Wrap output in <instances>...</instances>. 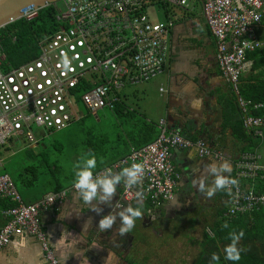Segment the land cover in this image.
<instances>
[{
	"label": "built area",
	"instance_id": "obj_1",
	"mask_svg": "<svg viewBox=\"0 0 264 264\" xmlns=\"http://www.w3.org/2000/svg\"><path fill=\"white\" fill-rule=\"evenodd\" d=\"M194 0H59L58 30L41 42V54L13 66L8 62L0 36V150H18L37 141L35 127L48 133L67 127L74 119L75 91L85 90L82 102L93 113L114 106L117 92L141 85L166 72L171 56L174 17L159 20L155 15L169 8L189 9ZM45 7L26 9L21 16L32 20ZM209 30L217 45V60L223 76L237 94L241 124L245 130L264 139V115L240 94L241 76L248 71V52L262 46L257 33L264 27V0H203ZM20 19V18H19ZM260 34L263 36V32ZM62 53L70 64L62 63ZM77 109V108H76ZM161 135L117 163H142L147 186L140 198L150 201V212L177 197L182 173L173 161V149L198 145L202 156L221 160L225 153L209 147L205 139L194 141L169 121L160 122ZM262 155L245 150L233 170L238 185L227 191L229 219L264 206V193L254 184L264 179ZM100 171L98 173H101ZM94 173V175L98 174ZM249 186H244L246 182ZM75 191L73 185L25 203L9 175H0V198L16 204L5 209L7 221L0 228V249L14 236H36L50 264H63L48 247L41 210L61 205ZM76 192V191H75ZM137 200L134 188L125 187L119 207Z\"/></svg>",
	"mask_w": 264,
	"mask_h": 264
},
{
	"label": "crops",
	"instance_id": "obj_2",
	"mask_svg": "<svg viewBox=\"0 0 264 264\" xmlns=\"http://www.w3.org/2000/svg\"><path fill=\"white\" fill-rule=\"evenodd\" d=\"M164 14L166 18L168 16L174 17L176 26L172 34L171 56L167 70L154 79V86L159 88L158 91L161 96V99L155 101L160 103L159 110L152 107L148 100L149 95L146 92L145 97L139 99L142 104H134L131 101V96L133 95L132 98L137 97L138 92L133 91L127 95L123 92H117L115 95L119 96V99L114 106L106 107L112 109L114 113V118L110 121L112 129L96 132L94 127H87L84 132L86 136L84 140H69L66 143H61L63 150L66 151L65 147L67 146L73 158L72 160L75 162L82 153L90 150L97 158V167L93 172L97 170L100 172L121 163L135 149L155 141L162 133L160 122L167 120L172 125L177 124L175 127L180 128L184 134L194 141L200 138L205 139L209 147L220 149L225 155L219 161L211 156H202L197 144L191 148H174L173 161L182 173L176 199L166 202L163 207L158 208L156 219L150 220L149 217H146L139 223L135 221L132 232L127 233L125 236L116 234V229L120 223L119 218H117L113 229L104 232L98 229L99 220L103 215L109 212L115 214L129 204L133 207H143L148 211L150 201L141 199L139 204L133 202L126 203L125 207L118 206L125 187L123 182L117 185V194L111 205L106 203L99 205L103 208V212L100 214L91 210L92 205H85L75 191L67 197L68 199L63 204L41 210L47 245L63 264H106V257L109 252L113 255L107 258V264H146L150 256L142 259L143 246L146 244V240L142 238L143 235L151 234V240L154 233L160 234V231L155 230V228L162 226L171 229L174 223L188 225L187 230L192 233L198 228L193 223L195 218H204L210 221L211 217L215 219L217 209L225 206V202L229 200V196L225 191H218L210 200H205L202 194L192 186V179L203 173L206 164L213 160L218 162L228 161L232 166V176L235 163L245 150H252L261 154V162L264 163V139L262 140L253 134L254 137L247 136L244 132L245 130L241 125L240 107L219 68L216 40L209 30L203 0H194L189 9L180 7L165 9ZM247 62L249 68H251L253 60L247 59ZM153 82L151 80L142 85L146 86ZM149 88L151 89V87ZM81 105L86 106L81 102L76 104L74 108L79 110ZM262 110L264 108L255 110L254 113L264 115ZM89 112L92 113L90 110ZM98 113L93 114L100 118ZM83 114V110L79 113L75 112L74 119L67 127L60 130H51L52 133L69 129L75 121L83 120ZM155 114H158L159 119ZM144 120L158 124L153 141H147L149 136H144L143 132L138 133L139 130L141 131ZM135 122L137 124H134ZM116 127L118 128L117 132L115 131ZM128 130L134 131V134L129 135ZM34 132L36 137H39V143H32L33 148L29 151H31L33 157L38 156L42 149L47 151L46 155L39 156L43 157L42 160H38L40 166L43 167L50 160L51 162L54 161L55 151L56 149L59 150L57 147L58 142L53 143L52 146L49 143L45 144V141H42L41 138L46 139V132L48 133V131L42 127H35ZM113 133H116L115 137L111 136ZM72 134V137L78 135L76 129H72ZM141 142L142 144H140ZM27 146L24 145L21 149L12 150L11 154L16 156L26 154ZM6 149L0 150V168L6 167L7 170H11L9 172L16 171L14 165L10 163V155L4 153V158L1 156V153L7 152ZM62 160V164H65L68 159L62 158ZM131 164L132 162L122 164L114 172H119L122 168ZM63 170L70 174L73 168L64 166ZM18 176L24 177L21 174ZM39 176L40 179L34 180L36 184L31 185L32 187L30 186L31 188L28 190H23L22 187L21 194L26 202L36 201L37 197L45 190H55V184L41 174L40 170ZM73 178L69 182H74ZM65 181L67 183L68 179H65ZM211 182L212 177L209 176L207 183L211 184ZM246 183L244 186L250 185L249 181ZM39 184L44 186L42 191L39 190ZM67 184V187L73 185V183ZM120 185H122V189H119ZM146 186L147 182L143 179L140 185L133 188L135 192L139 190L143 193ZM93 203L96 204L98 201ZM2 207L3 205L1 206L0 202V212L2 214L0 228L7 220ZM227 210H223V216ZM200 211L202 212L200 213ZM224 219L228 220L229 218L224 216ZM86 222L87 225H90L89 227H84ZM207 229L208 227H206L205 233H209ZM179 232L177 231V233ZM197 242H200V240ZM0 264L50 263L45 257L40 241L35 236L25 234L14 236L7 246L0 249Z\"/></svg>",
	"mask_w": 264,
	"mask_h": 264
},
{
	"label": "trees",
	"instance_id": "obj_3",
	"mask_svg": "<svg viewBox=\"0 0 264 264\" xmlns=\"http://www.w3.org/2000/svg\"><path fill=\"white\" fill-rule=\"evenodd\" d=\"M58 24L57 10L54 4H50L43 8L40 11L39 16H36L32 20L20 18L1 27L0 36L6 48L8 62H10L13 66H20L22 63L30 61L41 54V42L45 39V37L52 35L58 30ZM261 31L263 32V36L260 34ZM257 35L263 41V44L254 51L248 52L247 58L253 60V65L248 71L242 74L240 87L241 95L253 103L264 102L263 26L260 27ZM134 124L137 123L135 122ZM157 126L158 124L156 122L144 120L141 131L139 130L138 133L141 134V132H143L144 136H149L147 141H153ZM244 132L247 136L254 137L247 130ZM128 134H134V131L128 130ZM140 144H142V142ZM5 151L7 152L1 153V156L4 158V153L10 155V163L14 165V169L16 171L9 172L11 170H7L6 167H3L0 168V173H3L0 175H9L20 193L22 192V187L23 190H28L32 187L31 185H35L36 183H34V180L40 179V166L34 164L33 154H31V151L27 150L26 154L17 156L11 154V148H7ZM54 156V161L51 162L50 160L47 165H43L40 172L47 177L49 181L52 180V183L55 184V190H45L37 197V199L50 192L67 188V183H73L69 182L71 178L63 170L64 166H67V164H62L63 160L58 154ZM19 174L24 177H19ZM232 177H234V175H232ZM47 178H45V180H47ZM64 178L68 179L67 183ZM253 187L257 192L264 193V179L258 178ZM0 202L1 206L3 205V209L13 207L15 204V202L9 198H4ZM227 202H225V206L217 209L215 220L212 217L210 218L211 224L209 225L212 227L213 231H215V236L211 237L209 233H205L206 240L202 242L201 252L196 258L194 264H264V206L250 212L240 214L233 220L231 219V221H229V219L225 220L222 215L223 210L228 209ZM151 205V203L148 204V206ZM1 216L2 214L0 212V217ZM203 221H205L204 218ZM225 221L229 224L228 228H222ZM241 229L244 231V236L239 242V246L242 249L241 259L239 261L226 260L224 247L230 243L228 233L232 230L239 232ZM216 243L223 245L222 247H219ZM214 252L220 256V260L217 262H212L210 259L212 253Z\"/></svg>",
	"mask_w": 264,
	"mask_h": 264
},
{
	"label": "clouds",
	"instance_id": "obj_4",
	"mask_svg": "<svg viewBox=\"0 0 264 264\" xmlns=\"http://www.w3.org/2000/svg\"><path fill=\"white\" fill-rule=\"evenodd\" d=\"M62 63L66 67L70 64L69 57L67 56L66 53H62ZM227 84L230 86L228 81ZM230 88L232 89L231 86ZM235 95L237 99V94L235 93ZM237 103H238V99H237ZM41 139L42 141H45V144H48L46 139L43 138ZM38 143H39V137L37 138V141L33 144H38ZM25 145H28L27 150H32L33 148L32 144L31 146L29 144H25ZM40 145L42 146V144ZM52 145L53 143L50 144V146ZM56 151H55V155L58 154ZM46 154L47 151L42 150V152H40L38 156L33 157V162L35 163L36 160H40L39 156ZM96 167H97L96 155L91 151L82 153L80 158L73 165V173H74L73 187L79 198L83 201V203L85 205H92L91 210L95 211L97 214L103 212V208L99 206L100 204H105V203L109 205L112 204L113 198L117 194L118 184L123 182L125 187L127 186L129 188L138 186L142 182L145 172V168L142 163H132L130 166L122 168L119 172H113L111 168H106L103 170V172L94 175V173L96 172H93V170ZM231 172H232V166L228 161L218 162L216 160H213L205 165L203 173L201 175L192 179L191 184L193 187L197 189L199 193L202 194L205 200H210L218 191H227L229 194H231L232 187L237 186L239 183L236 178L231 176ZM209 176L212 177L211 184L207 183V178ZM20 195L25 203H31V202H26L23 199L21 193ZM142 196L143 193L138 190L136 192L137 200L134 202H137L139 204V200ZM2 199L4 198H0V201ZM94 201H98V203L94 204L93 203ZM127 203H133V202H127ZM149 208L150 206H148V211H147L143 207L140 206L133 207L131 204H129L126 208L120 209L115 214H113V212H109L108 214L103 215L99 220L98 229L101 232L109 231L113 229V226L116 224L117 218H119L120 223H119V227L116 229V234L119 236H125L127 233L132 232V229L135 227V221L136 223L137 222L139 223L141 222L142 219L146 217H149L150 220H153V218L156 216L155 214L157 213L158 208L155 209L153 213L149 211ZM85 226L89 227L90 225H87L86 222L84 227ZM228 227L229 224L227 221H225V223L222 225V228H228ZM243 236H244V231L242 229L239 232H236L235 230L229 231L228 239L230 240V243H228L224 247V254L226 260L239 261L241 259L242 249L239 246V242L243 238ZM112 255L113 254L109 252V255L106 257V264H107V258L111 257ZM45 257H46V253H45ZM58 259L60 260L59 257ZM210 259L212 262H217L220 260V256L214 252L212 253Z\"/></svg>",
	"mask_w": 264,
	"mask_h": 264
},
{
	"label": "rangeland",
	"instance_id": "obj_5",
	"mask_svg": "<svg viewBox=\"0 0 264 264\" xmlns=\"http://www.w3.org/2000/svg\"><path fill=\"white\" fill-rule=\"evenodd\" d=\"M149 13H151L154 17H158L159 20L161 19L163 20L166 18L164 14V9L162 11H159L158 15L156 14L154 15L152 11H149ZM153 81H154L153 83H150L147 85L145 84L146 86L142 84L137 85V86L131 85L123 89L122 92L123 94H126V95L132 93L133 91L138 92L137 97L132 98L133 95L131 96V101L134 104H139V103L142 104V102L139 99L144 98L145 92H146L149 95L148 100L150 101L152 107L154 109L159 110L160 103L155 102V101L161 99V96L159 95L160 94L158 91L159 88L154 86L155 85L154 79ZM149 87H151V89ZM84 92L85 90L75 91L76 98L74 101V106L82 102V96ZM232 93L234 94L236 98L235 93L234 92ZM125 98L126 97L124 96V99ZM82 110L84 111L83 120L75 121V123H73V125H71L69 129H66L59 133H47L46 132L47 134L46 141L49 144L58 142L57 147L59 150H57L56 152L61 158L68 159L66 160V164L68 168H73L75 161L72 160L73 158L71 157L68 147L66 146L65 147L66 151H64L61 143H66L69 140H74V141L84 140L86 138V136L84 135V132H85V128L87 127L89 128L94 127L96 132L112 129V125L110 123V121L114 118V113L112 109L110 108L100 109L99 110L100 112L98 111L100 118L99 117L97 118V115L93 114L92 110L87 105L86 106L81 105V108L79 110H77L76 108L73 109V111L77 113H79ZM89 110L92 113H90ZM155 116L158 117V114H155ZM72 129L73 130L76 129L78 133L76 137H72L73 135ZM115 131L116 132L118 131L117 127L115 128ZM105 134H108V133H105ZM111 136L115 137L116 133L111 134ZM107 144L109 145L110 143H107ZM87 151H90V150H87ZM42 159L43 157H40V160ZM35 162L37 166H40V161L36 160ZM41 168L42 167L40 166V170ZM98 172L99 170L96 171V173ZM65 173L69 174L67 172ZM69 177L70 178L74 177L73 170L70 171ZM43 188L44 186L39 184V190L42 191ZM201 212L202 211H200V213ZM155 215L156 216L153 218V220L157 218V213ZM201 222H203V218H195L193 220V223H195L198 228L195 231H192V233L189 232V230H187V228L189 227L188 225L186 224L180 225L179 223L177 224L174 223L171 229H169L168 227H167L168 229H166V228H163L162 226L155 228V230L160 231V234L157 235L154 233L153 239L151 240H150L151 234L143 235L142 238L146 240V244L143 246L142 259L146 258V256H150L146 264H194L196 258L199 256V253L201 252L202 241L203 240L205 241L206 239L205 238L206 227H208L207 230L209 231L210 236L211 237L215 236V231H213L212 227L209 225L211 224V221L205 219L204 223H201ZM207 223H208V226H207ZM177 231H180V232L177 233ZM190 236H192L193 239L190 238ZM198 240H200V242H197ZM216 245L219 247H222L223 244L216 243Z\"/></svg>",
	"mask_w": 264,
	"mask_h": 264
},
{
	"label": "water",
	"instance_id": "obj_6",
	"mask_svg": "<svg viewBox=\"0 0 264 264\" xmlns=\"http://www.w3.org/2000/svg\"><path fill=\"white\" fill-rule=\"evenodd\" d=\"M57 1L59 0H0V28L21 18L24 11L30 7H47ZM175 125L177 124H173ZM122 188L120 185L119 189Z\"/></svg>",
	"mask_w": 264,
	"mask_h": 264
}]
</instances>
